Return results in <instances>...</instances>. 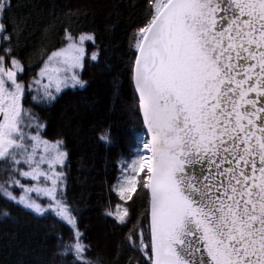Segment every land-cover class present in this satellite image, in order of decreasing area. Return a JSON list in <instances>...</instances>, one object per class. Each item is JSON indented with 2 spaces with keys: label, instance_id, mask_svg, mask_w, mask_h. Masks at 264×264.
<instances>
[{
  "label": "snow or ice",
  "instance_id": "1",
  "mask_svg": "<svg viewBox=\"0 0 264 264\" xmlns=\"http://www.w3.org/2000/svg\"><path fill=\"white\" fill-rule=\"evenodd\" d=\"M146 6L128 67L143 130L112 188L125 204L134 194L146 199L126 243L147 264H264V0ZM11 11L12 0H0V196L54 214L72 229L59 254L97 264L66 196L64 142L46 139V125L23 106ZM64 31L67 43L45 54L35 80L48 100L53 88L84 86L78 70L94 36ZM100 139L110 143L109 133ZM115 208L104 215L127 225L129 207Z\"/></svg>",
  "mask_w": 264,
  "mask_h": 264
},
{
  "label": "trees",
  "instance_id": "2",
  "mask_svg": "<svg viewBox=\"0 0 264 264\" xmlns=\"http://www.w3.org/2000/svg\"><path fill=\"white\" fill-rule=\"evenodd\" d=\"M146 11V0H12L6 21L14 34L11 47L23 64L18 73L26 87L23 106L46 125V139L64 142L66 196L79 210L78 228L97 264H147L126 243L129 229L145 212L146 199L134 194V202L125 204L112 191L121 174L119 164L133 158L136 133L143 130L128 67L134 59L131 37ZM65 29L74 37L94 36V42L85 44L79 72L84 86L48 100L35 80L45 54L67 43ZM93 52L98 53L95 61ZM105 132L110 143L100 139ZM117 204L130 209L127 225L104 215ZM61 237L68 241L72 229L54 214L37 215L0 196V264H72L70 256L59 254Z\"/></svg>",
  "mask_w": 264,
  "mask_h": 264
},
{
  "label": "rangeland",
  "instance_id": "3",
  "mask_svg": "<svg viewBox=\"0 0 264 264\" xmlns=\"http://www.w3.org/2000/svg\"><path fill=\"white\" fill-rule=\"evenodd\" d=\"M78 37H79V36H77L76 38L78 39ZM87 42H89V41H86L85 44H86ZM42 67H43V66H42ZM80 70H81V69H79L78 72H80ZM39 72H40V71H39ZM39 78H40V77L38 76L37 79H39ZM47 82H48L47 80L44 81V83H47ZM36 85H37V84H36ZM38 86L41 88L40 85H38ZM78 86H79V85H77L76 87H78ZM67 88H73V87L69 86V87H66V88H62L61 91H60L59 93H61L62 91H64V90L67 89ZM53 92H54L55 96L59 94V93H55L54 88H53ZM41 94L43 95V92H42V91H41ZM44 98H45V97H44ZM26 183H29V182L26 181ZM20 192H21V190H20L19 188H17L15 194H16V195H19ZM32 195H33V197H35V194H34V193H33ZM42 201L45 202V203H47V200H40L39 202L42 203ZM20 206H22V205H20ZM22 207H23V206H22ZM23 208H24V207H23ZM24 209H26V210H28V211H30V212H33V211H31L30 209H27V208H24ZM33 213H34V212H33ZM35 214H36V213H35ZM37 215H38V214H37ZM42 215H43V214H42Z\"/></svg>",
  "mask_w": 264,
  "mask_h": 264
},
{
  "label": "water",
  "instance_id": "4",
  "mask_svg": "<svg viewBox=\"0 0 264 264\" xmlns=\"http://www.w3.org/2000/svg\"><path fill=\"white\" fill-rule=\"evenodd\" d=\"M142 119V118H141ZM143 123V122H142Z\"/></svg>",
  "mask_w": 264,
  "mask_h": 264
}]
</instances>
